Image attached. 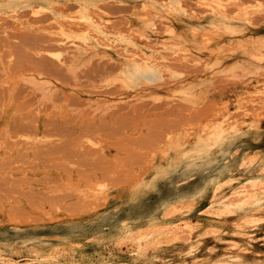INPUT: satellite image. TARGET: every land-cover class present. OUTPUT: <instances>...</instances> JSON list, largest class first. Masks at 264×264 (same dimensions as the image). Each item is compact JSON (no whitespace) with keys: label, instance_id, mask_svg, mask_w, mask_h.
I'll list each match as a JSON object with an SVG mask.
<instances>
[{"label":"rangeland","instance_id":"374dc122","mask_svg":"<svg viewBox=\"0 0 264 264\" xmlns=\"http://www.w3.org/2000/svg\"><path fill=\"white\" fill-rule=\"evenodd\" d=\"M35 1L25 0L31 7L18 8L19 18L14 20L0 10V258L16 264H194L233 254L263 257L264 206L249 211L234 204L235 209H227L226 200L244 178L264 179V99L255 94L264 88V0H224L240 7H230L229 16L249 14L251 25L236 26L246 31L239 28L237 37L235 31L202 38L208 46L217 43L210 46L215 50L209 55L219 63L215 71L190 52L196 47L168 40L163 43L168 51L160 49L168 60L159 61L158 53L156 65L148 62L152 70L140 72L133 67L137 84L129 86L119 63L104 53L89 60L81 57L78 46L83 48V41L60 36L59 25L48 12L35 20L31 9L37 7ZM94 1L98 9L91 10L102 12L110 37L137 36L131 26L132 5ZM202 1H182L190 18L207 16ZM68 2L63 20L74 21L80 11ZM157 13L156 29L163 38L170 25L166 13ZM152 41L157 38L144 42L157 50ZM181 48L187 51L172 53ZM142 80L147 83L138 84ZM189 83L203 90L196 103L179 99ZM139 87L141 93L134 97ZM257 119L261 129L255 127ZM231 122L238 123L239 132L247 131L236 150L244 172L225 180L221 186L225 190L170 206L169 214L148 222L117 214L122 208L141 206L142 194L132 188L143 180L154 155L160 162L168 137L188 140L201 132L206 135L211 128L219 131L220 125L225 130ZM37 237L47 243L33 240ZM136 247H144L143 252L131 253Z\"/></svg>","mask_w":264,"mask_h":264},{"label":"bare ground","instance_id":"6f19581e","mask_svg":"<svg viewBox=\"0 0 264 264\" xmlns=\"http://www.w3.org/2000/svg\"><path fill=\"white\" fill-rule=\"evenodd\" d=\"M69 1L71 2V4H72V2L75 3L76 7H78L79 11H80L79 15L76 16V20H74V21H72V20H70V21L65 20L64 21L63 20V18H64L63 11L65 10L64 5L67 2V0H36L35 3H37L38 5H37V7L31 8L32 14L35 16V20H36V16H39L40 13L48 12L49 18L55 20V22H57V24L59 25L60 36H63L66 39L77 38L78 40L83 41L85 46L83 48L78 46V52H79V55L81 57H85L86 59L89 60L92 56H95L97 53L102 52V54L104 53L111 61L118 62L120 65V68L123 71V76H124V81L126 82V86H129L128 84H130V85L137 84L135 82V78H133L132 74H131L132 73L131 70L133 67L137 71H140V72L145 71L146 68H150L148 70H152L151 67H154V66H152L151 63L149 64L148 62L149 61L151 62V60H153L152 62H154V59L157 58L158 53L160 54L158 56L159 59L157 58L159 61H163V63H164L165 61L168 60V58H167L168 56L166 57V55H163V53L160 52V49L168 51V47H167L168 45L165 46L163 44L164 41L168 42V40H178L182 45H185V46L189 45V46L196 47V50L191 49L190 52L193 51L197 55L198 58H200L201 60H204L207 63V65L211 66L213 68V71H215V69H217L219 63L217 61H215V62L212 61V57H210L209 55L212 52H214V50H215V49L213 50L211 47L212 46L214 47V44L216 45L217 43L216 42L213 43L214 42L213 41L212 44H210V46H211L210 47V46H208V43H205L206 40H203L202 38L206 39L208 36L213 37V35H211V34H214V33H218V35H219L221 33H232L235 31H236L235 33H237L236 34V37H237V35L241 34L240 32L242 31V29L240 27H236V26L243 25V27L245 26V27L250 28V25H251L248 22V20L250 18L247 19L249 17V14H246V13L245 14L242 13L240 15L235 14L236 16L231 14L232 16H234L233 17L234 19L232 18L231 15L229 16L228 11L230 10V7L231 8L233 7L234 8L233 10L240 9L239 5L236 4L234 1H231V2L228 1L229 3H227L224 0H203L202 2H200V5L203 7L205 12L208 14L202 20H198V19H193L192 17L190 18L188 16L190 14H187V11L183 7V4H182V1H184V0H167V2L164 4L163 3L161 4L160 1H159L160 3H158L156 0H118L123 4H128V5L133 6L132 8L134 9L133 10L134 11V14H133L134 18L131 20V26H132L133 32H135L137 34V36H136L137 38L135 37L136 34L134 35L135 38H130V37L129 38L128 37L127 38H121V37L120 38H114L112 36L110 37L109 33H107V31H105V29H104L105 27L103 26V24L106 20L103 18V15L101 14L102 12L99 13V11L97 12V11L91 10L92 7L95 10L98 9L94 0H69ZM103 1H105V0H103ZM70 2H68V3H70ZM25 7H31V3H25V0H0V10H2L5 15H7L9 18H12L13 20L19 18V15H18V17L16 16L17 9L18 8H25ZM159 11H162L163 13L167 14L166 15L167 16L166 17L167 23L170 25V28L165 31L166 33H169V34L163 38L161 37L160 33L157 31L156 24H155L156 23L155 18L159 15V13H157ZM161 16L163 17V15H161ZM8 17H6V18H8ZM159 17H160V15H159ZM229 17H231V19ZM0 18L2 20L1 16H0ZM69 18L73 19L75 17L71 16ZM3 19H4V17H3ZM61 19H62V21H61ZM38 21H40V20H38ZM235 27L238 29L235 30ZM239 28H240V32L238 34ZM245 29H247V28H245ZM243 32H246V31L244 30V31H242V33ZM196 36H199V38ZM256 36L260 37L258 35H256ZM154 37L157 38V41L156 42L152 41V42H154L155 48H157V50H154V48L152 49V47L149 48L148 47L149 43L147 45L144 42L145 40H150ZM214 37H217V36H214ZM228 37H230V35ZM219 38H221V36ZM250 38H252V37H250ZM260 38L263 39L262 37H260ZM212 39L215 40L216 38H212ZM223 39L225 41L226 38H223ZM234 39H237V38H234ZM208 40H211V38H209ZM229 40H231V39H229ZM216 41H219V40H216ZM146 42H148V41H146ZM240 43H242V41H240ZM144 44H146L147 46ZM178 46H179V44H178ZM181 47H183V46H181ZM257 47H255V48H257ZM209 48H210V50H209ZM217 48H219V47H217ZM262 48H264V47H262ZM262 48L261 47L259 48L260 51H263V50H261ZM259 49H257V50H259ZM217 50H219V49H217ZM254 50H256V49H254ZM178 51L186 52L187 50L186 49L184 50L182 48L181 49H174V50H172V53L176 54ZM254 53L257 54L256 52H254ZM138 55L139 56L142 55L143 57H141V59H139L140 57L138 58ZM258 56H262V55H260L258 53ZM142 58H144V59L142 60ZM45 59H48V58H45ZM140 60H142L143 62L146 61L147 63H144L143 66H141V67H136L137 65H140L143 63V62L141 63ZM158 60H155V62ZM155 62L153 64L156 65L157 62L156 63ZM61 63H63V62H61ZM48 65H49V63H48ZM20 67H21V65H20ZM44 68H46V67H44ZM48 69H50V68H48ZM137 71H136V73H137ZM120 78H122V77H120ZM8 79H9V77H8ZM56 79H58V78H56ZM143 82L144 81L142 80L138 84H143ZM144 83L146 84L147 82L145 81ZM19 87H22V86H19ZM140 87L137 89H134V91L132 93L134 95V97L135 96L138 97L139 93H141V92H139V91H141ZM202 91H203L202 88H196L194 84L189 83L185 86L183 93L180 96L181 98H179V99H183L184 101H187L188 103H196L200 99V97L202 95ZM255 94L259 97V99H264V88L262 90L255 91ZM72 102H74V101H72ZM233 103H234V101H233ZM234 105H237V103ZM226 110H228V109H226ZM232 110H235V109L233 108V109H231V111ZM260 119H262V118H260ZM260 119H259V121H260ZM263 119H264V117H263ZM259 121L257 119V125H256V123H254L256 125L255 126L256 129L258 127ZM249 122L250 121H243V124L249 123ZM17 124H19V122ZM263 124H264V122H263ZM243 126L241 125V127H243ZM53 127H54V125H53ZM97 128H98V125H97ZM226 128L227 129L224 130V127H222L220 125V127L218 128L219 131H215V128H211L210 130L208 129L209 131L207 130L208 132L206 135H205L206 132L203 133L204 135L202 134V132L200 133V135L199 134L198 135L192 134L193 136H191V138L188 140H186V139L185 140H181V139L177 140L176 139L177 141H175V140H173L174 137H168L166 139L167 142L165 143V145H168V146L161 148L162 149L161 153L163 155H161L162 158L160 159V162L159 163L157 162V160L155 159V155H154L153 158L151 159L152 162L150 163L148 161V163H150V164H149V166H147L148 167L147 170L145 169L147 172L145 171V174L143 175L144 176L143 180L139 184H137L136 186H134L132 188V189H134V193H135V190L141 192L142 196L141 195L140 196L142 198H139L141 206L137 207L136 205H134L131 208H122L121 211L117 212V214L119 216L125 215V214L126 215L130 214L129 216L124 217V219H126V220L131 219V220H139V221L141 220V221H147L148 222V221H151V218L155 217L156 215L159 216V215L169 214L168 212H169L170 206H176L179 203H183V205L184 204L185 205L190 204V203H192V201H194L197 198L199 200V198H202V197L204 198L205 196H207L209 194L211 195L215 192H218L220 188H221L220 190L222 191L223 187H221V186H223L222 184L225 182V180L231 179V177L233 175H235L236 173L244 172L243 167H242L243 166L242 161L238 159V153H236V152L238 151L237 150L238 140L243 135L247 134V131L244 128H243L244 130L242 132H239L240 129L238 127V123H235V122H231L228 125V127H226ZM261 128H262V126L260 125L258 127V129H261ZM21 132H23V131H21ZM256 132H257V130H256ZM259 132H258V134H259ZM262 138H263V136H262ZM252 140H254V139H252ZM248 141H249V139H248ZM245 142H247V139ZM240 146H242V145H240ZM234 154H236V155H234ZM258 154H259V152H258ZM66 155H68V154L66 153ZM70 155H71V153H70ZM230 157H232L233 159L231 160ZM86 158H87V156H86ZM244 158H245V156H244ZM253 161H251V162L253 163ZM261 162H262V160H261ZM88 165H90V164H88ZM250 169H252V168H250ZM143 172H144V170H143ZM254 174L256 175V173H254ZM255 175H253V176H255ZM241 176H243V175H241ZM261 177H263V175ZM250 178H248V180L246 178H244L245 181H243L241 183V186H239V187L237 186V188L235 187L236 189H234L233 191L231 190L232 192L229 195V197H231V196L232 197L230 199H229V197H227L228 200L224 199V200L228 201L227 209L234 208V207H232V206H234V204L235 205L237 204L236 205L237 207L242 205L243 207H241V209L242 208L247 209V210L249 209V211L250 210L254 211L255 209H258V208L264 206V179L263 178H258V179L255 178L256 180L254 179L255 181H253V180H249ZM233 179H234V177H233ZM233 182H235V181H233ZM236 182H239V181H236ZM245 182H251L252 185L247 186L245 184L246 185L245 186L243 184ZM230 184H233V183H230ZM248 184H250V183H248ZM223 189L225 190V188H223ZM152 194H155V195L152 196ZM215 194H217V193H215ZM222 194H226V193H222ZM134 196L137 197L138 195L137 196L134 195ZM211 200H213V199H211ZM229 200H231V201H229ZM194 202H196V201H194ZM230 204H232V205H230ZM249 205H251V206H249ZM247 215H249V214H247ZM113 217L114 216L111 217V215L108 216L109 220L113 219ZM108 218H107V220H108ZM240 218H242V217H240ZM124 219L122 218V220H124ZM261 220H263V219H261ZM148 226H151V225H148ZM130 227H131V225H130ZM167 228H168V226H167ZM149 229H151V228H148V230ZM152 230H155V229L152 228ZM160 231H162V230H160ZM108 232H109V230H108ZM66 233H68V232H66ZM134 233H132V234H134ZM159 233H157V234H159ZM191 233H193V232H191ZM178 236L179 235H177L175 237L176 238L175 240L178 239ZM208 236H210V235H208ZM241 237H243V236H241ZM43 239L37 237L33 240H35L37 242L47 243V241L43 240ZM262 240H264V238ZM218 241H220V240H218ZM250 245L251 244H249V246ZM139 248H137L136 250L134 249V251L131 253H133V254L137 253L138 254V253L143 252L142 249H144V247L143 248L141 247L140 250H139ZM237 253H238V251H237ZM257 254H259V253H257ZM57 255H58V253H57ZM9 259L0 258V264H16V263H18V262L15 263L14 261H13L14 263H12ZM159 259H161V258H159ZM167 259H169V258H167ZM15 260H16V258H15ZM41 260H44V259L42 258ZM163 261L164 260H162V262ZM174 261H176V259ZM166 262H167V260H166ZM166 262L164 261V263H166ZM177 262L178 263H175V264H186L187 263L186 261H185L186 263L184 261H180V262L177 261ZM181 262H184V263H181ZM194 264H264V256L261 258H259L257 256L252 257V258H249V257L247 258L246 256H243L241 254H235V255L233 254V255H226L223 260L219 259V261H216V259L212 260L211 258L199 259V261H195Z\"/></svg>","mask_w":264,"mask_h":264}]
</instances>
